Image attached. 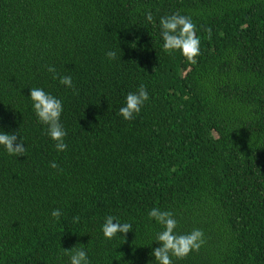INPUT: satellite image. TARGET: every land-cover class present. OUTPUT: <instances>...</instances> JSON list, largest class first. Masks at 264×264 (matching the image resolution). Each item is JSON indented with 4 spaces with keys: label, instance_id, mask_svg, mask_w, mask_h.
<instances>
[{
    "label": "trees",
    "instance_id": "obj_1",
    "mask_svg": "<svg viewBox=\"0 0 264 264\" xmlns=\"http://www.w3.org/2000/svg\"><path fill=\"white\" fill-rule=\"evenodd\" d=\"M176 13L196 25L195 64L163 49L160 19ZM31 88L62 101L65 151ZM0 132L27 149L0 146V264H70L81 245L89 264H156L153 208L204 233L173 264H264V0H0ZM108 216L132 231L106 239Z\"/></svg>",
    "mask_w": 264,
    "mask_h": 264
},
{
    "label": "clouds",
    "instance_id": "obj_2",
    "mask_svg": "<svg viewBox=\"0 0 264 264\" xmlns=\"http://www.w3.org/2000/svg\"><path fill=\"white\" fill-rule=\"evenodd\" d=\"M152 13L148 12L147 20L151 22ZM162 29L163 49L165 52L172 53L180 51L181 54L192 64L197 62L200 55V38L196 34V25L190 17L180 15L179 13L171 16H165L160 19ZM208 39H211V29L207 30ZM116 52L109 51L108 58L115 59ZM48 71L53 73V79H59L60 84L75 90L71 76H60L56 73L54 67L49 66ZM30 99L33 102V108L39 121L47 126L48 135L55 142L57 151L63 152L67 149L65 129L60 123L63 112L62 101L46 93L41 88L30 89ZM149 100V94L142 84L137 92L129 93L126 96V104L120 109V115L127 121H131L141 111L142 106ZM0 146H2L9 155L14 157H25L27 151L22 139L16 134H5L0 132ZM57 168L55 162L51 165ZM52 217L59 221L62 213L59 209L52 211ZM149 218L154 219L163 230L157 233L156 242L160 247L155 248L151 255L155 257L156 264H173L172 257L177 259L186 258L191 252L199 251L206 243L204 233L200 229H194L188 234H177V220L170 211H162L159 208H153L149 212ZM76 217L74 220H78ZM103 235L106 239L112 240L118 234L124 235L132 231L130 223H121L114 216H108L102 226ZM70 254V264H89L85 246L80 248L73 247L70 250H64Z\"/></svg>",
    "mask_w": 264,
    "mask_h": 264
}]
</instances>
